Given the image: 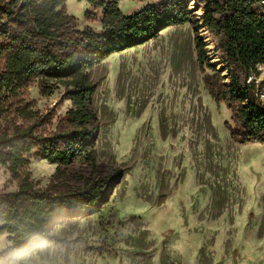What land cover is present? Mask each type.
Returning a JSON list of instances; mask_svg holds the SVG:
<instances>
[{
    "label": "rangeland",
    "instance_id": "rangeland-1",
    "mask_svg": "<svg viewBox=\"0 0 264 264\" xmlns=\"http://www.w3.org/2000/svg\"><path fill=\"white\" fill-rule=\"evenodd\" d=\"M199 1L190 0V8L202 15ZM158 3L121 0L118 6L133 14ZM65 6L80 30L103 31L102 8L85 0H68ZM202 35L211 61L226 76L218 38L207 29ZM131 49L89 71L96 86L91 123L98 127L95 166L79 158L57 179L83 188L84 180L101 178L107 202L99 213L54 226L50 240L8 264H264V143L242 144L232 138L226 125L232 123V111L205 86L193 24L169 27ZM257 72L252 78L264 105L259 87L264 65ZM20 99L47 115L49 122L40 129L45 134L55 131L72 107L63 89L42 96L37 83ZM35 153L25 170L38 187L46 188L56 180L57 165ZM17 189L18 181L0 163V192ZM200 202L209 218H218L217 231H206L208 222L201 231L182 226ZM11 245L8 234L0 235V259Z\"/></svg>",
    "mask_w": 264,
    "mask_h": 264
},
{
    "label": "trees",
    "instance_id": "trees-1",
    "mask_svg": "<svg viewBox=\"0 0 264 264\" xmlns=\"http://www.w3.org/2000/svg\"><path fill=\"white\" fill-rule=\"evenodd\" d=\"M67 1L0 0V163L18 181L16 191L0 192V235L8 234L12 242L0 264L50 240L51 230L62 221L102 210L108 200L105 180H84L83 188L57 182L79 158L96 163L98 127L91 125L96 86L89 71L168 27L193 24L205 86L232 111V123L226 124L232 138L242 144L264 143V105L252 78L264 64V0H200L202 15L191 10L190 0H159L133 14L121 11V0H85L103 9L101 33L80 30L66 11ZM204 29L218 38L226 76L211 61ZM35 83L42 96L63 89V98L72 104L49 134L40 131L49 122L47 115L20 99ZM259 87L264 89V81ZM34 151L35 157L57 165L56 180L46 188L38 187L25 170Z\"/></svg>",
    "mask_w": 264,
    "mask_h": 264
},
{
    "label": "crops",
    "instance_id": "crops-1",
    "mask_svg": "<svg viewBox=\"0 0 264 264\" xmlns=\"http://www.w3.org/2000/svg\"><path fill=\"white\" fill-rule=\"evenodd\" d=\"M136 48H138V47H136ZM127 51H129V50H127ZM201 195H202V193H201ZM204 195H205V193L203 194V197H204ZM203 197L200 196L199 199L203 200ZM202 202H200V206L199 207H196L195 212L191 214L192 218H188L187 217L186 221L182 224V226L183 227L185 226L188 231H201L200 229H202V224L204 222H208L210 228L208 230H206V229L205 230L206 231H217V230H215V225H216V221H217L216 219H218V218H215V219L214 218H209L207 212L204 211L202 206H201ZM171 213H173V212L171 211ZM166 217H167V219H171L172 214H168ZM165 218H163V219H165ZM191 219H192V221H191ZM167 232L170 233L171 235L172 234L173 235L177 234V235H180V236H182V235L185 236L187 234V231H167ZM254 246H256V245H254ZM257 247H258V245H257Z\"/></svg>",
    "mask_w": 264,
    "mask_h": 264
},
{
    "label": "bare ground",
    "instance_id": "bare-ground-1",
    "mask_svg": "<svg viewBox=\"0 0 264 264\" xmlns=\"http://www.w3.org/2000/svg\"><path fill=\"white\" fill-rule=\"evenodd\" d=\"M264 65V64H263Z\"/></svg>",
    "mask_w": 264,
    "mask_h": 264
}]
</instances>
